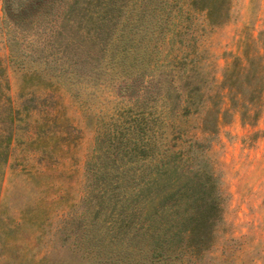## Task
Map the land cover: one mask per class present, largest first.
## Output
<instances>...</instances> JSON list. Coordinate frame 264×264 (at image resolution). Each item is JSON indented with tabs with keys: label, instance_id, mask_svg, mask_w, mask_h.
<instances>
[{
	"label": "rangeland",
	"instance_id": "obj_1",
	"mask_svg": "<svg viewBox=\"0 0 264 264\" xmlns=\"http://www.w3.org/2000/svg\"><path fill=\"white\" fill-rule=\"evenodd\" d=\"M263 29L264 0H0V264H264V92L224 78ZM170 151L219 211L152 257L179 218L137 216V171Z\"/></svg>",
	"mask_w": 264,
	"mask_h": 264
},
{
	"label": "trees",
	"instance_id": "obj_2",
	"mask_svg": "<svg viewBox=\"0 0 264 264\" xmlns=\"http://www.w3.org/2000/svg\"><path fill=\"white\" fill-rule=\"evenodd\" d=\"M191 2L195 4L196 0H191ZM203 9L212 15V7L206 6ZM160 26H162V21ZM257 42L259 48H252L247 43L243 54L234 57L224 75L225 83L235 97L248 93L252 99L249 105L253 106L264 92V29L260 31ZM184 65L187 66V64ZM242 82L247 84L246 89H243ZM168 93L171 94V91ZM194 106L190 102L178 105L174 103L172 107L177 116H182L191 113ZM217 112L214 127H208L206 118L203 120L202 129L206 133H216L220 114L219 111ZM171 130L182 136L185 128L173 123ZM150 160L152 163L143 168L141 172L137 171V216L153 218L156 215H164V217L168 215L179 218L178 223L172 224L148 223L146 229L152 231L155 237V247L151 256L163 255L164 251L161 249L167 248L170 239L187 224L186 231L189 236L195 233H200L202 236L193 248L199 249L219 211V203L213 198L215 194L218 195L214 173L207 170L205 164L200 162L194 167L185 166L183 158L177 151H170L169 154L165 153L163 156L157 154L151 156ZM153 201L155 204L150 207ZM190 202L193 207L188 210L190 213L187 214L184 212L187 208L183 211L180 205ZM174 228L178 229L174 231Z\"/></svg>",
	"mask_w": 264,
	"mask_h": 264
}]
</instances>
